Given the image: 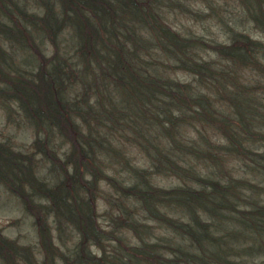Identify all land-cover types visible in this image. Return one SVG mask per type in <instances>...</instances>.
<instances>
[{"label":"clouds","instance_id":"obj_1","mask_svg":"<svg viewBox=\"0 0 264 264\" xmlns=\"http://www.w3.org/2000/svg\"><path fill=\"white\" fill-rule=\"evenodd\" d=\"M98 3L0 0V264H264V0Z\"/></svg>","mask_w":264,"mask_h":264},{"label":"trees","instance_id":"obj_2","mask_svg":"<svg viewBox=\"0 0 264 264\" xmlns=\"http://www.w3.org/2000/svg\"><path fill=\"white\" fill-rule=\"evenodd\" d=\"M90 6L94 8H99L102 11L106 12V9H103L98 0H88ZM81 30L84 31L83 22H81ZM22 35V34H21ZM16 88L18 91L23 92L24 96L29 100V102L38 103L40 108L46 109L48 111V115L59 122L57 119L60 107L58 104L53 102L51 89L48 85H46L43 81L39 86H37L34 90H30L31 86L17 84ZM0 178H7L8 173H11L14 167L17 165L14 163V159L11 157V154L7 151V149L0 148ZM6 169V171H5ZM72 183H75L72 181ZM71 195V192L64 193L63 189H60L51 195L55 198L56 203L58 205H62V197L63 195ZM11 247V246H9ZM81 264H83V260L81 259Z\"/></svg>","mask_w":264,"mask_h":264}]
</instances>
